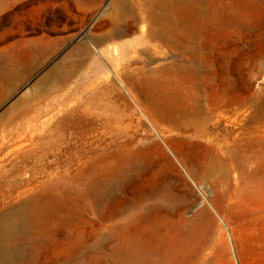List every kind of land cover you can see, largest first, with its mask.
<instances>
[{"label": "rangeland", "instance_id": "1", "mask_svg": "<svg viewBox=\"0 0 264 264\" xmlns=\"http://www.w3.org/2000/svg\"><path fill=\"white\" fill-rule=\"evenodd\" d=\"M113 5L0 0V63L25 61L29 44L63 42L0 102V213L39 204L27 239L30 264H137V239L148 254L166 242L185 245L178 264H264V177L254 183L205 174L207 144L153 121L148 76L173 57L138 52L135 73L125 68L123 53L134 39L140 46L142 24L109 43L110 58L93 53L66 81L33 96L56 64L78 60L70 51L114 15ZM205 8L210 16L203 13L198 35L212 68L202 89L209 99H244L252 112L254 94L264 93V0H205ZM117 52L121 59L112 60ZM163 74L150 81L162 84ZM156 227L164 231L160 244ZM174 258L163 255L158 264Z\"/></svg>", "mask_w": 264, "mask_h": 264}, {"label": "bare ground", "instance_id": "2", "mask_svg": "<svg viewBox=\"0 0 264 264\" xmlns=\"http://www.w3.org/2000/svg\"><path fill=\"white\" fill-rule=\"evenodd\" d=\"M78 1H84L85 5L87 2H97V0ZM134 2L135 0H114V15L111 18H104L93 29L98 31L97 33L89 32L84 40L78 42L76 47L70 51L68 56L78 60L71 67H68L65 62L56 64L43 76L40 81L42 88L35 90L33 96L38 94L40 97L47 86L66 81L78 70L77 64L85 66L88 61L93 59V53L100 55L101 59L110 58L109 43L135 34L142 24L144 29L141 31L138 42L140 46H135L134 39L133 46H128L129 50H125L123 53L127 55L125 68L131 69L135 73L132 66L137 61L135 55L138 52L145 56L149 53L152 58L161 54L173 57L172 62L151 70V74L148 76L149 85L145 92L151 100V109L155 114L153 121L166 125L167 131L173 130L178 134L194 137L207 144V147L212 151V157L210 164L206 166L205 174H215L225 180L247 179L254 183L255 179L258 181L263 179L264 93L254 94L252 100L255 102V107L252 112H249L248 102L244 99L234 100L226 94L217 100L213 98L212 100L207 98L206 91L202 89L206 87L211 78L212 68L208 62L209 56L205 53V48L199 41L198 35L201 30L200 20L202 21L203 13L208 14V19L210 16L209 9L205 8V0H141L140 4L136 6ZM208 19L206 21H210ZM143 24L147 25L143 26ZM62 44V41L46 42L44 45L34 47L29 44L24 53L25 61L20 59L19 62L2 61L0 63V102L9 96L10 90L18 86L60 50ZM119 47L123 49L125 44H121ZM118 48L114 50L118 51ZM111 59L119 61L121 58L117 52ZM157 71L164 73L162 84L150 81L161 77L162 73H157ZM8 115H12V113ZM150 125L154 130L157 129L154 128V124ZM23 145L25 146L26 143ZM10 151L12 152V150ZM192 171L194 172L193 169ZM103 190L99 193L100 197L103 195ZM38 209L39 204L36 202L34 205L24 204L0 213V264H15L18 261L22 264H30L27 239L34 232L35 220L39 215L36 213ZM151 231L155 235V241L160 244L164 238L163 229L156 227ZM148 248L149 245L143 244L141 239L136 240L137 264H158V259L161 256L171 253L175 256L173 264H178V261L180 262L187 252L185 245L175 246L167 242L164 246L157 247L155 254H148Z\"/></svg>", "mask_w": 264, "mask_h": 264}]
</instances>
